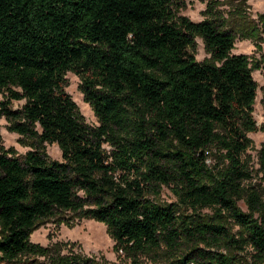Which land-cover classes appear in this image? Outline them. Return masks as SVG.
<instances>
[{
    "label": "trees",
    "instance_id": "trees-1",
    "mask_svg": "<svg viewBox=\"0 0 264 264\" xmlns=\"http://www.w3.org/2000/svg\"><path fill=\"white\" fill-rule=\"evenodd\" d=\"M182 8L0 0V119L28 149H6L0 136V264H96L30 242L41 222L64 215L104 224L115 251L133 259L264 262V143L256 169L245 156L264 55L233 54L239 34L210 4L199 22ZM259 23L255 37L264 14ZM67 73L97 126L66 92ZM53 144L60 160L46 152ZM162 188L174 201H160Z\"/></svg>",
    "mask_w": 264,
    "mask_h": 264
},
{
    "label": "rangeland",
    "instance_id": "rangeland-1",
    "mask_svg": "<svg viewBox=\"0 0 264 264\" xmlns=\"http://www.w3.org/2000/svg\"><path fill=\"white\" fill-rule=\"evenodd\" d=\"M180 1L183 3L180 14L193 22H199L205 18L204 12L209 4L220 13L228 21V26L234 28L239 34L234 43L233 54H244L252 60H260L264 55V35L261 32L258 37L251 34L253 27L261 31L259 16L264 14V0ZM195 43V59L202 61L208 55L200 39L196 38ZM252 77L257 84L252 114L257 129L247 135L251 140V148L245 156H249L250 165L256 169L257 151L264 143V64L252 72ZM66 81V92L78 107L85 123L92 127L97 126L98 123L92 108L84 101L83 94L79 89L80 80L78 77L72 73H67ZM21 104V102H13L12 106L17 108ZM0 136L4 148H13L20 155L28 150L18 142L19 137L16 134L8 131L4 119H0ZM46 152L52 160L61 159L60 151L55 144L46 145ZM159 199L166 203L174 201V197L167 188H162ZM238 205L243 211H246L242 202H239ZM202 212L210 213L207 210ZM30 242L42 247L58 246L62 249V254L72 253L92 258L96 264H155L159 260L153 256L150 258L141 256L133 259L115 251L114 241L109 236L104 224L87 219L78 220L70 215L41 222L31 234Z\"/></svg>",
    "mask_w": 264,
    "mask_h": 264
}]
</instances>
